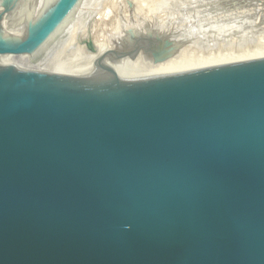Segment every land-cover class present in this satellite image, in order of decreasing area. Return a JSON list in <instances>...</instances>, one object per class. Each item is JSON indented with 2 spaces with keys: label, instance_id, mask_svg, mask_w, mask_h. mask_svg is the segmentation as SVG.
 <instances>
[{
  "label": "water",
  "instance_id": "obj_1",
  "mask_svg": "<svg viewBox=\"0 0 264 264\" xmlns=\"http://www.w3.org/2000/svg\"><path fill=\"white\" fill-rule=\"evenodd\" d=\"M20 1H0V264H264V58L134 78L107 65L163 63L207 25L256 33L264 0H171L165 25L128 29L79 74L15 58L50 55L83 0L7 35Z\"/></svg>",
  "mask_w": 264,
  "mask_h": 264
},
{
  "label": "rangeland",
  "instance_id": "obj_2",
  "mask_svg": "<svg viewBox=\"0 0 264 264\" xmlns=\"http://www.w3.org/2000/svg\"><path fill=\"white\" fill-rule=\"evenodd\" d=\"M127 1L87 0L84 7H82L83 10L80 12V16L78 14L77 19L74 20L75 24L72 25L70 31L68 29L65 35L64 33L61 36L57 35L58 37L56 36L42 51H46L59 38H63L57 48L44 60L36 56L35 59L39 58L38 61L37 59L32 61L33 65L35 63V65L40 64L42 61L41 65H38L40 67L37 66V71L52 73L57 70L81 66L114 52V47L119 38H123V40L127 38V29L134 28L137 31L146 32V24L152 23L156 19H160V23L163 25L167 23L168 19L165 11L169 10L171 0H133L135 3L134 10L129 8ZM42 4L43 0L40 5L42 6ZM262 7H260L261 12L264 10V7ZM253 14H255V11L245 13V16L250 18ZM238 15L243 16L240 12ZM224 18L221 17V19ZM216 26L207 25L208 40L196 39L164 63L155 65L151 61H146L143 56H139L133 61L126 59L119 72H164L194 66L199 63L204 64L208 61L230 62L237 59L248 60L264 56V27L262 29L257 27L260 29H257L258 32L256 33L235 35L229 38V36L226 37L228 32H224V29L230 30V26L223 27L224 29H219ZM90 37L99 48L97 54L90 53L82 42L83 39ZM28 65L30 66V64ZM32 67L30 66L31 69Z\"/></svg>",
  "mask_w": 264,
  "mask_h": 264
},
{
  "label": "bare ground",
  "instance_id": "obj_3",
  "mask_svg": "<svg viewBox=\"0 0 264 264\" xmlns=\"http://www.w3.org/2000/svg\"><path fill=\"white\" fill-rule=\"evenodd\" d=\"M0 1H2V0H0ZM41 1L40 2H39V0H22V1H20L19 4L16 7V11L12 12V15L9 16V19L5 20L4 23H3L5 28H6V30H7L6 34L7 35L11 34V35H16V36L23 35L24 32H25V29H26V27H25L26 24L29 23V21L33 20L35 18V16L40 15L43 12L44 8H46L49 4H51L55 0H43L42 6L40 5ZM86 1L87 0H83L81 2V4L75 10V12H73V14L68 18V20L64 23V25L60 28V30L58 31L56 36L57 35L61 36V35H63V33L65 35V33L67 32L68 29H69L68 31H70V28L72 27V25L75 24L74 20L77 19V15L79 14V16H80V14H81L80 12L83 10L82 7H84V4L86 3ZM127 3H128V1H127ZM128 6H129V4H128ZM129 8L131 10H134L135 6H134V8H131L129 6ZM169 10L165 11V13L167 15V19L169 18V15H170L168 13ZM24 23H25V25H24ZM159 24L163 26V24H161V23H159ZM147 30H148V28H147ZM54 38L52 40H54ZM121 40H123V38H121V39L119 38V40L116 42V45L118 43H120ZM89 41H93L94 42V40L91 37L82 40L83 44L86 45V47H87V42H89ZM94 45H95V48H96L95 52H92L88 47H87V50L90 53H92V54H97L99 52V48L96 46L95 42H94ZM187 45H189V44H187ZM115 47H114V51H115ZM139 56H143L146 61H151L153 64H155L153 62V60H151L150 58H148L145 54H143L141 52L135 58L127 57V58L119 59V60H116V61H113V62H107V65H108L109 68H111L112 70H114L115 72L120 74L121 76L134 78V77H150V76H160V75L183 73V72H189V71L199 70V69H204V68H209V67H216V66H222V65H227V64H236V63H242V62H246V61L257 60V59L264 58V56H261V57H258V58H252V59H248V60L237 59V60H233V61H230V62L229 61H220V62H209L208 61L207 63L205 62L204 64L203 63H199V64L194 65V66H186V67H183V68H178L177 70L171 69V70L164 71V72H149V73L142 72V71H134V72H126V73L119 72V69L121 68L122 64L124 63V61L126 59H129V60L133 61L136 58H138ZM35 57L36 56H22V57L15 58V61H16L15 65H16L17 69H19L21 71H28L29 69H30L29 71L38 70V67H40L38 65H41L42 61L40 62V64H37V65H35L36 64L35 63L34 64L35 66H34L32 61H34V60L36 61L37 58L35 59ZM38 59H37V61H38ZM104 59H105V56L100 57V58H96L95 60H92V61H90L88 63H85V64H83L81 66H77V67H74V68H71V69L57 70V71L52 72V73H57V74H79V73L91 72L102 61H104ZM28 64H30L31 67L33 66L32 69L30 68V66ZM27 65H28V67H27ZM26 67H27V69H26Z\"/></svg>",
  "mask_w": 264,
  "mask_h": 264
}]
</instances>
